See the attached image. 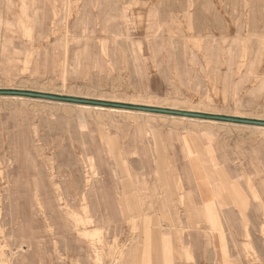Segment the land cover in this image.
<instances>
[{"label": "rangeland", "instance_id": "1", "mask_svg": "<svg viewBox=\"0 0 264 264\" xmlns=\"http://www.w3.org/2000/svg\"><path fill=\"white\" fill-rule=\"evenodd\" d=\"M24 1L0 0V91L264 122V0ZM193 164L247 209L194 216ZM0 228L16 264H264V127L0 95Z\"/></svg>", "mask_w": 264, "mask_h": 264}, {"label": "bare ground", "instance_id": "2", "mask_svg": "<svg viewBox=\"0 0 264 264\" xmlns=\"http://www.w3.org/2000/svg\"><path fill=\"white\" fill-rule=\"evenodd\" d=\"M20 1V0H19ZM24 1V0H23ZM26 1V0H25ZM24 1V2H25ZM77 1V0H76ZM70 2V1H69ZM17 3V2H16ZM21 3V2H20ZM28 3V2H27ZM35 3V2H34ZM6 4V3H5ZM17 5V4H16ZM19 5V4H18ZM31 5V4H30ZM15 7V6H14ZM35 7V6H34ZM33 7V8H34ZM69 7V6H68ZM73 7V6H72ZM25 8V7H24ZM58 8V7H57ZM60 8V7H59ZM12 9H14V8H12ZM22 9V8H21ZM73 9V8H72ZM80 9V8H79ZM16 10V9H15ZM24 10V9H23ZM25 10H26V8H25ZM30 10V9H29ZM13 11V10H12ZM20 11V10H19ZM60 11V10H59ZM21 12V11H20ZM79 12V11H78ZM13 13V12H12ZM16 13V12H15ZM69 13V12H68ZM3 14H5V12H3ZM19 14V13H18ZM79 14V13H78ZM10 15V14H9ZM8 15V16H9ZM24 15V14H23ZM33 15V14H32ZM70 15V14H69ZM191 15V14H190ZM1 16V15H0ZM16 16V15H15ZM68 16V15H67ZM71 16V15H70ZM6 17V16H5ZM5 17H3V18H5ZM23 17V16H22ZM25 17H26V14H25ZM56 17V16H55ZM190 17V16H189ZM2 18V19H3ZM8 18V17H7ZM26 18H28V17H26ZM56 18H58V17H56ZM60 18V17H59ZM68 18V17H67ZM69 19V18H68ZM25 20V19H24ZM60 20V19H59ZM190 20V19H189ZM31 21V20H30ZM20 22V21H19ZM26 22H28V21H26ZM33 22V21H32ZM56 22V21H55ZM30 23V22H29ZM3 24V23H2ZM18 24V23H17ZM67 24V23H66ZM33 25V24H32ZM0 26H2V25H0ZM9 26V25H8ZM31 26V25H30ZM189 26H190V24H189ZM64 27V26H63ZM63 27H62V29H63ZM5 28H7V27H5ZM8 28H10V27H8ZM0 29H1V27H0ZM22 29V28H21ZM20 29V25H19V30H21ZM25 29V28H24ZM28 29V28H27ZM30 29H31V27H30ZM62 29H59V30H62ZM189 29H190V27H189ZM193 29V28H192ZM2 30H3V28H2ZM9 30H12V29H9ZM14 30V29H13ZM12 30V31H13ZM56 30V29H55ZM58 30V29H57ZM64 30V29H63ZM1 31V30H0ZM17 31H18V28H17ZM22 31V30H21ZM33 31V30H32ZM186 32V31H185ZM192 32H193V30H192ZM6 33V32H5ZM9 33V32H8ZM21 33V32H20ZM53 33V32H52ZM190 33H191V31H190ZM16 34V33H15ZM57 34V33H56ZM55 34V35H56ZM14 34H12L11 36H13ZM64 35H66V34H64ZM16 36V35H15ZM23 36V35H22ZM62 36V35H61ZM191 36V35H190ZM196 36V35H195ZM2 37H3V35H2ZM33 37V36H32ZM192 37V36H191ZM18 38H20V37H18ZM71 38V37H70ZM69 38V39H70ZM21 39V38H20ZM25 38H23V40H24ZM33 40V39H32ZM14 41H12V43H13ZM65 42V41H64ZM67 42V41H66ZM198 42V41H197ZM3 43H5V42H3ZM3 43H1V44H3ZM8 44H11V43H8ZM67 44V43H66ZM71 44V43H70ZM103 44V43H102ZM108 44V43H107ZM195 44V43H194ZM58 45V44H57ZM6 46V45H5ZM104 46V45H103ZM202 46V45H201ZM105 47V46H104ZM11 48V47H10ZM13 48V47H12ZM65 48H67V47H65ZM200 48V47H199ZM2 49V48H1ZM7 50V49H6ZM36 50V49H35ZM108 51V50H107ZM2 52V51H1ZM67 52V51H66ZM65 52V53H66ZM101 52H102V49H101ZM34 53V52H33ZM58 53V52H57ZM223 53V52H222ZM6 55H7V53H5ZM106 54V53H105ZM229 54V53H228ZM54 55V54H53ZM223 55V54H222ZM225 55H226V53H225ZM3 55H1V57H2ZM21 56V55H20ZM38 56V55H37ZM66 56V55H65ZM106 56V55H105ZM230 56V55H229ZM15 57H17V56H15ZM22 57V56H21ZM39 57V56H38ZM108 57V56H107ZM222 57V56H221ZM64 58H66V57H64ZM232 58V57H231ZM17 59V58H16ZM20 60V59H19ZM18 60V61H19ZM25 60V59H24ZM67 60V59H66ZM65 60V61H66ZM64 60H63V62H65ZM106 61V60H105ZM232 61V60H231ZM17 62V61H16ZM205 62V61H204ZM10 63V62H9ZM24 63V62H23ZM53 63H54V61H53ZM66 63V62H65ZM63 64V63H62ZM61 64V65H62ZM67 64V63H66ZM12 65V64H11ZM19 65V64H18ZM106 65V64H105ZM1 66V65H0ZM16 66H17V64H16ZM40 66V65H39ZM107 66H108V64H107ZM11 67V66H10ZM9 67V68H10ZM33 67V66H32ZM36 68V67H35ZM55 68H56V66H55ZM67 68V67H66ZM2 69H7V67L5 68V67H2ZM12 69V68H11ZM18 69V68H17ZM23 69V68H22ZM21 69V70H22ZM59 69V68H58ZM61 69H63V68H61ZM56 71V70H55ZM61 71V70H60ZM66 71V70H65ZM38 72H40L39 70H38ZM12 73V72H11ZM54 73H56V72H54ZM57 74V73H56ZM3 75H5V73H3ZM112 110V109H111ZM133 113V112H132ZM189 120V119H188ZM198 144V143H197ZM198 146V145H197ZM199 148V147H198ZM201 153V152H200ZM190 154H192V153H190ZM204 155V154H203ZM201 163V162H200ZM170 164V163H169ZM171 164H172V161H171ZM170 164V165H171ZM194 165V167H195V169H196V171H197V176H198V179L200 178L201 179V182L204 184V186L206 187V189L210 192V194H211V196H212V198H211V202L209 203V205L205 208V209H200V208H197L196 210H193L194 211V213H195V215L194 216H196V217H198L200 220H203L204 219V222L206 223V224H209V225H211V226H216V225H218L219 223V225H222V223H221V217H222V212H223V210L225 209V208H227V207H234V208H239V209H241L243 212L247 209V207H248V200H247V198H246V196H245V194H244V192L242 191V189H240L236 184H234L232 181H230L229 180V178H227L224 174H222L221 172H217L216 170H211L209 167H207L205 164H203L202 166L203 167H201V168H198V166H195V164H193ZM215 166V165H214ZM211 167H213V165L211 166ZM214 168V167H213ZM89 171V176H90V178H92V176L95 174V171H94V168L92 167V166H90V165H88V168H87ZM173 171H175V170H173ZM176 174V173H175ZM173 176V175H172ZM175 176H177V174L175 175ZM89 178V179H90ZM177 178V177H176ZM176 178H175V181H176ZM137 179V178H136ZM179 179L177 178V181H178ZM247 182V181H246ZM248 183V182H247ZM144 184V183H143ZM143 184H142V187H143ZM177 184V183H176ZM181 187V186H180ZM179 187V188H180ZM179 192V191H178ZM181 193V192H180ZM183 193V192H182ZM254 194V193H253ZM180 195V194H179ZM255 196V195H254ZM35 197H36V201H37V204H38V206L39 207H42V203H41V201H40V199H39V189H38V187H37V190H36V192H35ZM84 198H86V197H84ZM179 199V198H178ZM183 200H185L184 199V197L182 196V195H180V201L182 202V204H183ZM190 200V199H189ZM188 200V206L191 204H189V201ZM84 201V200H83ZM82 201V202H83ZM86 202V201H85ZM84 203V202H83ZM164 207V206H163ZM184 207V206H183ZM195 207V205H193V208ZM82 208V207H81ZM167 208H165V210H166ZM191 209V208H190ZM195 209V208H194ZM186 210V209H185ZM192 210V209H191ZM77 212V211H76ZM189 212V211H188ZM86 214V213H85ZM90 215V214H89ZM189 215V214H188ZM70 216L74 219V223L76 224V226H80L81 224H85V222L84 221H82V220H80L79 218H78V216L75 214V213H73V212H70ZM77 216V217H76ZM91 216V215H90ZM193 216V217H194ZM92 217V216H91ZM164 217V216H163ZM166 217V216H165ZM170 217V216H169ZM191 217H192V213H191ZM167 218V217H166ZM166 218H164V220L166 219ZM195 218V217H194ZM193 218V219H194ZM191 219V218H190ZM196 219V222H198L197 220H199V219H197V218H195ZM194 219V220H195ZM214 219H216L217 220V222L215 223L214 222ZM168 220V219H167ZM87 221V220H86ZM170 221H171V218H170ZM169 221V222H170ZM91 223L90 222V220L89 221H87V223ZM167 223H169L168 221H166ZM193 222V221H192ZM171 224H173L172 222H171ZM189 224V223H188ZM194 224H197V223H195L194 222ZM46 225V224H45ZM200 225V224H199ZM248 225V224H247ZM170 226V225H169ZM193 226V225H192ZM195 226V225H194ZM100 230H102V229H100ZM98 231V230H97ZM101 232H104V230L103 231H101ZM100 233V232H99ZM0 234H4V231H3V229H1L0 228ZM95 235H100V234H97V233H95ZM95 235H89V236H94L95 237ZM99 237V236H98ZM97 237V238H98ZM94 239H96V237L94 238ZM23 240H24V242L29 246V248H33V247H35L36 246V248L38 249V250H41L42 249V247L41 246H39V245H35L34 244V239L31 237V238H26V237H23ZM99 240L102 242V238L101 237H99ZM7 241V240H6ZM99 241V242H100ZM96 242V241H95ZM181 243V242H180ZM95 244V243H94ZM17 246H18V248L19 249H22V248H24L23 246H22V244H16ZM55 246L56 245H58V242L55 240V244H54ZM6 248L8 247H12V245H10L8 242H6V246H5ZM183 249V251L184 250H187V249H184V248H182ZM248 249V248H247ZM23 250V249H22ZM89 250H91L90 248H89ZM10 251V250H9ZM14 251V250H13ZM182 251V250H181ZM216 251V250H215ZM219 251H220V254H221V257L223 258V260H224V263L225 264H229V258H228V249H227V245H223V244H221L220 246H219ZM16 252H18V250L16 251ZM57 252V251H56ZM91 252V251H90ZM180 252V251H179ZM188 252V251H187ZM11 253V252H10ZM23 253V252H22ZM25 253H26V251H25ZM28 253V252H27ZM58 253V252H57ZM69 253V252H68ZM178 253V252H177ZM189 253H190V250H189ZM245 253H247V252H245ZM17 254V253H16ZM19 255V254H18ZM96 255V254H95ZM178 255V254H177ZM189 255V254H188ZM192 255V254H191ZM191 255H189L190 257H191ZM249 255V254H248ZM255 255V254H254ZM23 256V255H22ZM66 256H67V254H66ZM72 256V255H71ZM162 256V255H161ZM160 256V257H161ZM58 257V256H57ZM61 257H63V256H61ZM100 258H101V256H99ZM175 258H176V256H174ZM192 257H193V255H192ZM217 257V256H216ZM251 257V256H250ZM256 257V256H255ZM5 258V259H4ZM89 258H91V256L89 257ZM139 257H137V256H133L132 257V259H131V262H130V264H141V262H140V259H138ZM16 259V258H15ZM20 259H22V258H20ZM79 259V258H78ZM179 259V258H178ZM251 259V258H250ZM19 260V259H18ZM25 260V259H24ZM67 260V259H66ZM71 260H73V259H71ZM75 260V259H74ZM90 260V259H89ZM133 260V261H132ZM184 260V259H183ZM216 260V259H215ZM233 260V259H232ZM253 260V259H252ZM23 261V260H22ZM64 261V260H63ZM67 261H69V260H67ZM218 261V260H217ZM250 261V260H249ZM27 262V261H26ZM62 262V261H61ZM90 262H92V260L90 261ZM247 262V261H246ZM252 262V261H251ZM17 263V261L15 262L14 260H13V258L11 257L10 258V255H9V253L8 254H6L5 252H2L1 250H0V264H16ZM64 263V262H63ZM66 263H68V262H66ZM103 263V262H102ZM101 263V264H102ZM178 263V262H177ZM184 263V262H183ZM186 263V262H185ZM254 263V262H253ZM21 264H25L24 262H22ZM71 264V263H70ZM158 264H164V260L162 259V257L160 258V260H159V263ZM256 264V263H255Z\"/></svg>", "mask_w": 264, "mask_h": 264}, {"label": "water", "instance_id": "3", "mask_svg": "<svg viewBox=\"0 0 264 264\" xmlns=\"http://www.w3.org/2000/svg\"><path fill=\"white\" fill-rule=\"evenodd\" d=\"M0 95H19V96H26L30 98L41 99V100H46V101H53V102H60V103H71V104H78V105H91V106H101V107H113V108L140 111V112H146V113H155V114H163V115H170V116H177V117H186V118L202 119V120H213V121L227 122V123H233V124L264 127L263 121L247 120V119H241V118H229V117H224V116H213V115L197 114V113L183 112V111H176V110L133 106V105H126V104H112V103H107V102L86 100V99H80V98L63 97V96H55V95L33 93V92L0 91Z\"/></svg>", "mask_w": 264, "mask_h": 264}]
</instances>
